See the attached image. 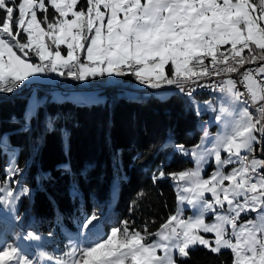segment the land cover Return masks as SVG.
<instances>
[{
	"label": "snow or ice",
	"instance_id": "6c2138e0",
	"mask_svg": "<svg viewBox=\"0 0 264 264\" xmlns=\"http://www.w3.org/2000/svg\"><path fill=\"white\" fill-rule=\"evenodd\" d=\"M50 73L77 81L132 75L152 89L176 86L190 99L197 88L209 89L219 93L218 107H205L220 131L210 137L205 127L191 148L171 137L161 144L191 156L194 167L153 173V183L175 182L177 201L155 231L128 219L102 230L97 204L76 219L77 234L95 237L90 242L70 240L58 254L0 240V264H178L194 246L228 250L231 264H264V158L256 154H264V0H0V94ZM23 119L26 133L32 116ZM54 130L48 118L46 131ZM62 167L71 171L70 162ZM26 170L14 150L7 155L0 210L14 219L31 192L19 187ZM18 238L43 240L35 230Z\"/></svg>",
	"mask_w": 264,
	"mask_h": 264
},
{
	"label": "trees",
	"instance_id": "16d2710c",
	"mask_svg": "<svg viewBox=\"0 0 264 264\" xmlns=\"http://www.w3.org/2000/svg\"><path fill=\"white\" fill-rule=\"evenodd\" d=\"M134 80L125 75L118 85L102 86L103 103L84 98L73 103L60 94L63 99L53 100L48 91L38 90L46 97L30 114L26 133L22 131L26 94L0 96V181L7 149L14 148L20 166L27 162V170L18 177L20 185L31 189L17 205L18 226L47 237L51 232L50 238L61 241L77 228L81 208L90 210L99 204L104 210L113 180L115 195L102 220L105 230L128 219L137 228L148 222L155 231L174 212L172 180L166 176L153 183L152 175L159 167L165 173L186 169L192 161L171 147L161 150V144L169 137L175 144H194L200 134L197 124L206 113L196 115L180 91H170L163 98L154 91L145 97L124 95L121 85L128 82L132 90ZM193 95L206 98L213 93L201 90ZM48 118L54 121L53 132L46 131ZM256 154L264 158L259 150ZM69 162L70 172L62 167ZM41 175L45 178L37 182ZM141 190L144 195L138 199ZM177 259L178 264H231L228 250L213 254L203 246H194L187 258Z\"/></svg>",
	"mask_w": 264,
	"mask_h": 264
},
{
	"label": "rangeland",
	"instance_id": "374dc122",
	"mask_svg": "<svg viewBox=\"0 0 264 264\" xmlns=\"http://www.w3.org/2000/svg\"><path fill=\"white\" fill-rule=\"evenodd\" d=\"M51 75H53L54 78L56 77L55 73H53ZM118 77H119V79L121 78V76H118ZM54 78L52 81H50L51 83L54 81ZM41 79H42V81L45 82L46 80H50L51 77L48 74L47 76H42L38 80H35V81H41ZM81 84H82V82H81ZM88 84H90V83H88ZM124 84H128V82H125ZM93 85H97V84L94 83ZM81 86H83V84ZM161 88H166V89L154 91L155 92L154 94L158 98H163L170 91H179V89L172 88L171 86L170 87L169 86H163ZM82 89H84V87H82ZM99 89L100 88H92V89L90 88V89L86 90V92L88 91L89 94L92 93L93 95H95V97H93V98L87 96L86 101L91 102V103H103L105 100V95H104V93L99 92ZM150 89H152V88H150ZM135 90L136 89H134V91L124 89L121 92L126 96H128V95L129 96H135V92H136ZM37 92H38V90L32 89L29 93L26 94L25 106L23 109L24 115L26 113L29 115L34 114L36 104L40 103L46 97L44 92H40V93H37ZM196 92H198V91H196ZM196 92H194V93H196ZM48 93H49V95H48L49 99H53V100L63 99L61 97L62 95L60 96L59 94H57V92L54 89L48 90ZM13 95H15V94H13ZM13 95H11V96H13ZM3 97H10V95H6ZM143 97H145V96H143ZM65 98L67 100L73 102V103H76V102H80L81 99L85 98V97L81 96V99H80V97L78 98L74 95V92H70V94ZM186 98L188 99V101L191 102L192 109L195 112V114L197 111H199L200 114L203 113V111H206V117L202 118L200 120V122L197 124V127L200 129V134H199L198 140L194 144H192L190 146H186L188 148H191L193 145L200 143V137L203 135V129L205 127L208 129L210 137H214L220 131V127H218L215 130V132H213V133H212V130H210V128H209V124L211 123L210 119L212 118V119H214V121H216V120L214 117H212V112L209 111L205 107V102L212 104L213 107H218L220 102H219L217 94L215 96H208L206 98H199V96H195V95H193L191 99L188 96H186ZM197 106H199V107H197ZM208 146H210V145H208ZM13 150L16 152V149H14V148L7 149V155H10ZM188 157L192 161V165L188 168H192V167H194V161H193L191 156H188ZM210 164H211V166H210ZM188 168H186V169H188ZM213 168H214L213 163L210 162L209 164H207L204 168V172H203L204 176L207 177L211 173ZM183 170H185V169H183ZM113 184H114V180L112 181L110 189H109V195L107 197V201L105 204L104 213H107L110 210L111 202H112V199L114 198V195H115V187L113 186ZM172 184H173V188L175 191V182L173 180H172ZM19 187H24V186L19 185ZM175 201H176V192H175ZM176 206H177V201H176L175 209H176ZM189 214H191V213L185 212V215H189ZM15 215H16L15 212H10L8 210H0V240H7L9 243L15 241V243L18 244L21 247V249H23V251H25L27 253H31V252L35 251L36 245H37V243H39L40 245L43 246V250H46V251L56 250L57 253L59 254V252L66 250L65 246L70 243V240H71V242L79 243L82 246L84 243H88V242H90L91 239L95 238L92 236L78 235L77 234V228H75L72 231H70L61 241L60 240H54V238H50V237H47V236H44L41 234L40 235L43 237V240L40 242L24 241L23 239L18 238V234H23L24 232H26L30 229L18 226L16 224L17 219L13 218ZM101 228H102V230H105L104 227L102 226V222H101ZM206 235L208 237L211 236V234H206Z\"/></svg>",
	"mask_w": 264,
	"mask_h": 264
},
{
	"label": "built area",
	"instance_id": "2783aa9c",
	"mask_svg": "<svg viewBox=\"0 0 264 264\" xmlns=\"http://www.w3.org/2000/svg\"><path fill=\"white\" fill-rule=\"evenodd\" d=\"M53 74V73H50ZM237 79H239L237 77ZM74 79L67 78V77H60L57 76L54 78V81L51 82H38V81H32L30 84H27L14 93L11 94H0V96H6V95H13V94H18V93H29L32 89L36 90H50L54 89L57 94L63 95L64 97H67L71 91H77L79 92V96H84V92L90 88H101L99 85H83ZM165 86H170V85H165ZM84 87V89H82ZM123 89H130V85L128 84H123L121 85ZM144 89H150L149 87L147 88H140L136 89V94H144Z\"/></svg>",
	"mask_w": 264,
	"mask_h": 264
},
{
	"label": "crops",
	"instance_id": "0c3cea01",
	"mask_svg": "<svg viewBox=\"0 0 264 264\" xmlns=\"http://www.w3.org/2000/svg\"><path fill=\"white\" fill-rule=\"evenodd\" d=\"M49 76L51 77V79L50 80H46L45 82H50V81L53 80L54 76L51 75V74H49ZM55 76H56V74H55ZM120 80H121V78L119 79L118 76H114L113 75V76H103V77H95V78L90 77V78H88L85 81H80V83L82 82L83 85H87L88 83H90V85H93L94 83H96L97 85H99L100 87H102V86H107V85H118ZM33 81H35V80H33ZM38 82H44V81H42V79H41V81H38ZM131 87H132V90L133 91H134V89H136L134 87H137V89L147 88L146 85L140 84L136 79L134 80V82H131ZM163 89H166V88L154 89L153 91H155V90H163ZM71 92H74V95L76 97H78V98L80 97L79 96V92H77V91H71ZM210 92L213 93V96H215L217 94L218 99H219V102H220L219 93H216V92H213V91H210ZM87 96L88 97H91V98L95 97V95H93L92 93L89 94L88 91L86 93L84 92L85 99H86ZM204 112L206 113V111H204ZM213 115H215V113L212 112V117H213ZM210 120H211V123L209 124V128H210V130H212V133H213V132H215V130L218 127H220V125H218V123L216 121H214V119L211 118ZM211 124H213V125L211 126Z\"/></svg>",
	"mask_w": 264,
	"mask_h": 264
},
{
	"label": "bare ground",
	"instance_id": "6f19581e",
	"mask_svg": "<svg viewBox=\"0 0 264 264\" xmlns=\"http://www.w3.org/2000/svg\"><path fill=\"white\" fill-rule=\"evenodd\" d=\"M170 87V86H169ZM172 88H176V89H178L176 86H171ZM154 89H144V94H138L139 96H149V95H151V93H152V91H153ZM201 90H207L208 92H210L211 90H209V89H206V88H197L196 89V91H201ZM195 91V92H196ZM18 94H27V93H18ZM182 95H184V96H186L184 93H181ZM15 95H17V94H15ZM11 96V95H10ZM63 96V95H62ZM80 99H81V96H80ZM253 111H254V109H253Z\"/></svg>",
	"mask_w": 264,
	"mask_h": 264
},
{
	"label": "clouds",
	"instance_id": "9594fccd",
	"mask_svg": "<svg viewBox=\"0 0 264 264\" xmlns=\"http://www.w3.org/2000/svg\"><path fill=\"white\" fill-rule=\"evenodd\" d=\"M26 96V95H25Z\"/></svg>",
	"mask_w": 264,
	"mask_h": 264
}]
</instances>
